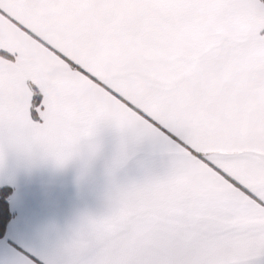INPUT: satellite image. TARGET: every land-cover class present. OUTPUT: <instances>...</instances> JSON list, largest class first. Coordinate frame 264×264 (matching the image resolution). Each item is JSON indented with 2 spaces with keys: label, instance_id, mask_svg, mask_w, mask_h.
<instances>
[{
  "label": "snow or ice",
  "instance_id": "obj_1",
  "mask_svg": "<svg viewBox=\"0 0 264 264\" xmlns=\"http://www.w3.org/2000/svg\"><path fill=\"white\" fill-rule=\"evenodd\" d=\"M225 45L245 54L237 107L205 73ZM105 126L112 171L145 141L169 163L82 217L71 264H264V0H0V167L91 159Z\"/></svg>",
  "mask_w": 264,
  "mask_h": 264
},
{
  "label": "crops",
  "instance_id": "obj_2",
  "mask_svg": "<svg viewBox=\"0 0 264 264\" xmlns=\"http://www.w3.org/2000/svg\"><path fill=\"white\" fill-rule=\"evenodd\" d=\"M236 31L235 27L226 30L229 36ZM244 61L245 54L238 47L225 45L206 53L205 73L232 107L239 106L244 96ZM95 142L100 147L94 157L88 158L89 146L84 144L82 157L63 169L51 161L30 163L15 157L0 167V189L7 186L14 190L10 205L15 213L6 236L0 239V257L10 249L26 264H71L72 257L64 245L74 238L82 217L107 214L117 185L142 182L168 167L169 158L145 141L132 147L126 163L112 171L120 133L115 128L102 127Z\"/></svg>",
  "mask_w": 264,
  "mask_h": 264
},
{
  "label": "trees",
  "instance_id": "obj_3",
  "mask_svg": "<svg viewBox=\"0 0 264 264\" xmlns=\"http://www.w3.org/2000/svg\"><path fill=\"white\" fill-rule=\"evenodd\" d=\"M13 192L14 190L7 186L0 189V239L6 236L8 225L15 215L10 205Z\"/></svg>",
  "mask_w": 264,
  "mask_h": 264
}]
</instances>
